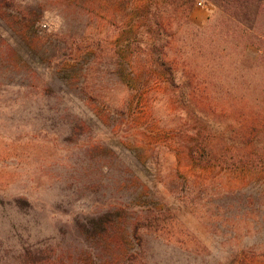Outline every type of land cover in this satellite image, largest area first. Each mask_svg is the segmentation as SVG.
<instances>
[{"label": "rangeland", "instance_id": "374dc122", "mask_svg": "<svg viewBox=\"0 0 264 264\" xmlns=\"http://www.w3.org/2000/svg\"><path fill=\"white\" fill-rule=\"evenodd\" d=\"M131 2L0 0V264H105L80 223L120 207L146 220L135 264H264V169L199 166L187 149L203 130L235 137L264 97V57L209 0L165 30Z\"/></svg>", "mask_w": 264, "mask_h": 264}, {"label": "trees", "instance_id": "16d2710c", "mask_svg": "<svg viewBox=\"0 0 264 264\" xmlns=\"http://www.w3.org/2000/svg\"><path fill=\"white\" fill-rule=\"evenodd\" d=\"M218 9L222 10L228 17L229 31H232L241 38L240 42L245 45V49L255 47L264 57V0H209ZM199 0H148L144 5H138V11L145 10L155 19V25L163 28L173 27L172 13L184 16L186 21L192 23V14ZM131 0H121V9L124 11L131 6ZM145 9V10H144ZM163 13H171L169 21L159 20ZM146 14V12L144 13ZM171 17V18H170ZM21 20V18H20ZM39 17L35 21H38ZM22 21L25 20L22 18ZM32 21V24L35 22ZM189 23V24H190ZM69 38L63 34L58 36L57 42L63 46L70 45L71 50L76 51V44L70 42ZM156 40V39H155ZM157 41V40H156ZM216 39H212V61L209 68L216 70L217 49L214 45ZM134 43H130L131 54L135 53ZM78 46V45H77ZM80 47V46H79ZM164 65V60L162 64ZM160 74L169 81L171 73L163 68ZM132 75L127 73V82L134 81ZM192 80L186 82L187 86L193 85ZM194 90L196 89L193 86ZM201 131L202 140L188 146V153L196 165L216 166L219 171H237V169H264V97L256 103L255 109L248 115L243 116L242 124L236 126L233 131L235 137L230 142L218 141L216 135ZM139 160L147 163L144 151L138 152ZM136 181L143 186L141 176L136 177ZM148 187H146V190ZM125 208L109 209L98 217L87 219L86 223H80V227L86 238L100 242L106 251L105 264H135L138 252L134 249V239L140 238V226L145 223V219L130 221L126 217ZM148 220V219H147ZM90 241V240H89ZM86 254V253H85ZM77 258L75 264H95L93 259ZM29 264H73L64 261L62 258L51 260L50 256H43L41 253L35 255Z\"/></svg>", "mask_w": 264, "mask_h": 264}]
</instances>
